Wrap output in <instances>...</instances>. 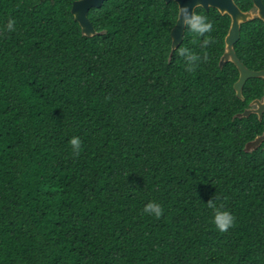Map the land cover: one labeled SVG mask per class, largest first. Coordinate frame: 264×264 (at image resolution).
Segmentation results:
<instances>
[{
	"label": "trees",
	"instance_id": "obj_1",
	"mask_svg": "<svg viewBox=\"0 0 264 264\" xmlns=\"http://www.w3.org/2000/svg\"><path fill=\"white\" fill-rule=\"evenodd\" d=\"M74 1L0 0V264H264V142L245 150L264 113L237 116L264 79L241 99L237 66H220L231 17L197 7L211 31L185 28L169 57L175 0H106L93 36ZM180 47L201 57L191 72ZM235 50L264 69L260 17ZM210 200L233 213L228 231Z\"/></svg>",
	"mask_w": 264,
	"mask_h": 264
},
{
	"label": "water",
	"instance_id": "obj_2",
	"mask_svg": "<svg viewBox=\"0 0 264 264\" xmlns=\"http://www.w3.org/2000/svg\"><path fill=\"white\" fill-rule=\"evenodd\" d=\"M106 0H75L72 6V13L79 22L83 34L93 36L97 34L95 26L91 22L88 13L93 7H100ZM170 1V0H166ZM179 8L186 9V13L182 12L177 17L176 23L171 30V52L172 56L175 49L182 43L186 25L184 20L190 18L197 7L210 9L217 8L221 13L228 14L231 17L229 31L225 37V51L222 54L219 64L223 66L226 62H233L239 70V78L234 84L236 94L239 98L244 99L243 87L246 81L252 77H260L264 79V69L254 70L247 67L238 57L235 50V43L240 39L242 24L260 17L264 21V1L253 0V8L247 11L242 10L236 0H175ZM256 113L262 118L264 113V95L262 98H256L250 103V107L243 112L238 113V117H248L250 114ZM264 142V132L257 135L254 139L248 141L245 145L246 151H252L261 146Z\"/></svg>",
	"mask_w": 264,
	"mask_h": 264
},
{
	"label": "clouds",
	"instance_id": "obj_3",
	"mask_svg": "<svg viewBox=\"0 0 264 264\" xmlns=\"http://www.w3.org/2000/svg\"><path fill=\"white\" fill-rule=\"evenodd\" d=\"M182 12L186 13V9L178 8L176 10V17H173V22H176L177 17H180ZM184 23L186 25V29L197 36L203 35L204 33L211 31L213 27L212 22L208 19V17L196 11L193 12L190 18H186L184 20ZM14 25L15 21L9 19L5 28L8 30H14ZM209 40L210 38H206L204 40V44L207 45L209 43ZM177 54L179 56H183L184 59L187 61L186 68L189 72L194 70V68L196 67V62L201 59L198 54L191 51L187 47L178 48ZM205 58H207V53H205ZM69 144L72 146L73 151L78 154L81 149L80 138L73 136L69 140ZM206 206L212 209V221L219 231L226 232L233 226L235 217L230 210L223 208V206H218L214 200H210ZM144 212L150 216L159 218L163 213V209L158 202L148 201L144 205Z\"/></svg>",
	"mask_w": 264,
	"mask_h": 264
}]
</instances>
